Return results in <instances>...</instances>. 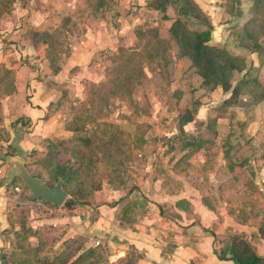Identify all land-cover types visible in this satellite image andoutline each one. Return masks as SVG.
Returning <instances> with one entry per match:
<instances>
[{"label":"crops","instance_id":"0c3cea01","mask_svg":"<svg viewBox=\"0 0 264 264\" xmlns=\"http://www.w3.org/2000/svg\"><path fill=\"white\" fill-rule=\"evenodd\" d=\"M2 1L0 128L9 136L4 150L0 148L1 181L15 156L5 148L10 145L15 120L22 132L21 144L29 150L27 158L31 151L41 153L59 143L81 150L95 143L83 138L74 124H82L85 131L96 136L102 123L112 122V116L98 117L87 101V109L78 113L83 97L77 94L85 80H98L95 75L100 63L96 58L100 53L126 48L130 40L140 38L142 20L133 7L140 4L139 0H108L100 7L96 6L98 0ZM87 3L96 10L94 14L74 13ZM146 3L139 7H146ZM175 91L181 99L182 91ZM219 93H224L222 99L229 94ZM72 99L76 107L69 111ZM199 100L194 117L183 123L182 133L176 135V139L195 143L173 147L170 141V147L161 145V152L152 151L146 144L143 148L135 143L121 145L122 135L127 136L128 119L119 118V110L127 114L131 110L118 108L113 113L120 135L103 136L106 149L111 153L127 148L131 157L122 153L121 160L108 161L117 180L113 177L106 187L93 190L86 201L78 198L71 206L62 203L50 211L42 209V216L30 221L42 234L40 244L46 243L48 259L44 261L97 264L109 256L118 264H234L215 252L221 238L229 233L243 234L264 257V166L256 169L257 161H234L232 156L237 148L240 150L236 144L241 139L240 127L244 126L246 141L248 134L255 139L264 134V111L263 115L255 114L254 120L245 117V123L238 127L231 123L240 118L237 114L228 120L227 114L220 116L209 109L212 101ZM254 105L256 111L264 106V99ZM91 117H96L99 126L90 122ZM253 126L258 129L251 131ZM176 128L180 129L178 122ZM249 128L251 132L246 131ZM147 131L143 134L146 139ZM170 136L175 138L174 133ZM2 188L0 184V193ZM1 215L0 209V220ZM96 237L104 247L94 245Z\"/></svg>","mask_w":264,"mask_h":264},{"label":"rangeland","instance_id":"374dc122","mask_svg":"<svg viewBox=\"0 0 264 264\" xmlns=\"http://www.w3.org/2000/svg\"><path fill=\"white\" fill-rule=\"evenodd\" d=\"M139 1L140 4H133V7L136 8L135 12L141 14L142 17L141 23H139V30L141 31L140 38L130 40L126 48L100 53L101 56L96 58V61L100 63L97 66V73L95 75V79L98 80H85L83 90L77 94L78 97H83L82 103H79L81 105L79 106L80 108L78 107V113H83L87 109V101L91 103L92 106L90 108L96 111L95 114L98 117L104 115L112 116V122L105 121L104 125L102 123V126L98 128L96 136L93 134V131L88 132L89 137L95 143L93 145L89 143L91 147L87 144V149L81 150L71 144L67 146L64 142L41 153L31 151L30 157L26 158V166L30 170L34 172H37L39 169L42 170L45 178L52 183L55 182L56 176L59 175L56 174L57 169H62L66 173H69V179L64 185V188L69 194L76 195L79 201H86L88 195L93 190L106 187L113 177L117 180L116 174L112 175L109 170L108 161H116L114 160L115 158L121 160L120 156L122 153H124L125 158L131 157V153L129 154L127 148H123L119 152H116L114 149L111 150L114 158L111 156L110 151L106 149L107 142L104 139L113 138L114 136L119 137L120 135L117 133L119 130L116 127L117 123L113 115L118 108L131 110L128 114L123 110H121L122 112L119 110V118L126 117L128 119V122L125 123L127 136L122 135L123 140L121 141V145L122 142H126V144L135 143L138 147L141 146V148L149 146L154 152H161V145L170 147V141H172L171 146L173 147L187 145L186 141L188 140L176 139V135L182 133V128H176L174 130V127L177 126V117L193 101L196 100L197 107L199 106L198 103H200L199 98L206 102L212 101L209 109L219 113L217 106L222 101L221 94L224 93L215 91L208 92L205 87L200 86V78L195 73L194 68H192L193 66L190 60L187 57L178 55L175 41L168 36V27L171 19L164 18L163 12L150 8L149 6H144L145 8L139 7L149 0ZM196 1L203 9L208 22L211 23L210 41L223 42L233 51L245 50L249 54L247 64L249 73L246 71V74L257 73L261 79H264V71L261 74L253 67V62L258 63L256 54L240 46L239 39H236L232 33L238 25L252 16V13L249 11V2L246 0L242 1L240 7L243 14L239 17L237 14H234L236 11L235 8H233L231 13L228 12L222 5V0ZM85 2H88V0ZM3 3L5 2L2 1L0 3V8H3ZM9 5L11 6V4ZM90 5L87 3V5L79 7L78 11L74 13H79V16L87 13L94 14L96 10L90 7ZM165 13L168 17L173 18L177 15V5L174 3L168 4ZM184 19L191 28L204 29L208 26L206 22L198 20L191 15L184 17ZM258 39L264 43V34L259 35ZM252 67L254 69H251ZM245 70L236 75L234 81H237L242 73H245ZM179 78L185 81L181 83ZM178 83H181V86L178 85L175 87ZM198 85L200 87H197ZM192 86L194 88H191ZM177 89L183 93L181 99H177L176 97L178 96L175 91ZM184 94L186 95L184 96ZM205 96L208 98L204 100L203 97ZM249 99L248 94H241L239 104L227 110L226 116H228V120L235 117L236 114L240 117L236 122L231 121L232 124L237 123L236 125L240 127L241 125L239 123L243 125L247 119L254 120L256 118L255 114L260 115L264 111V106H257L258 108L255 111L256 107ZM122 100L124 101L122 102ZM72 101L75 102L73 99L71 100L69 111H74L76 107ZM154 111H156L155 115ZM229 111H233V113H228ZM261 115H263V112ZM146 119H149L151 122H148ZM85 120L89 119L86 118ZM90 122H95L97 126L100 124L96 121V117H91ZM195 124L193 122V127L197 126ZM74 125L76 129L79 127L83 129L82 124ZM162 128L166 129L163 133L160 132ZM243 128L244 126L240 127L241 130L239 129L240 134L238 133V136L240 135L241 139L237 140L236 144L239 145L240 150L237 148L236 152L238 150L239 152H235L232 155L235 159L234 161H257V164H254V168H261L260 164L264 166V162H262L264 161V134L259 133L258 135L256 132V135L259 137L258 139H255L254 135L248 134L249 137H247L249 140L246 141L245 139L247 138L246 134L244 135L245 132L242 131ZM252 129L255 131L258 128L257 126H253L251 131H253ZM146 130H148L146 132L147 139L143 137L144 131ZM4 131L0 130L1 150H4L2 148L7 143L6 139L9 136ZM193 131H196L195 127ZM246 131L251 132L250 128ZM172 133L175 134V138L170 136ZM103 136L104 139H102ZM208 136L206 141L207 144L211 145V143H208ZM174 142L176 145L173 144ZM13 153L15 154V151ZM232 156H229V158H233ZM121 169L120 167V170H118L119 175H121ZM16 183L22 184L23 182L19 178H15L9 185ZM0 184L4 185L0 193V201L3 203V207H0L2 211L0 220V248L7 263L49 264L45 263L43 259H48V256H46V243L44 244L45 246L40 244L41 240H43L42 234L39 232L37 226L33 227L30 225L32 219L34 220L36 216H42V208H39L40 206L36 207L35 202H30L31 198L26 194L31 193L29 189L25 190L23 188L22 192L16 193V195L14 192L9 191L8 186H5L8 183L3 184L0 180ZM23 196L29 198L26 206L10 200L12 198L20 199ZM29 216H31V219ZM223 238H221V241ZM0 264H4L1 256Z\"/></svg>","mask_w":264,"mask_h":264},{"label":"trees","instance_id":"16d2710c","mask_svg":"<svg viewBox=\"0 0 264 264\" xmlns=\"http://www.w3.org/2000/svg\"><path fill=\"white\" fill-rule=\"evenodd\" d=\"M242 1L222 0V5L230 13L235 8L234 14L241 17L243 14L240 7ZM246 1L249 2V11L252 13V16L238 25L232 33L236 39H239L240 46L256 54L258 63L253 62V67L262 74L264 71V43L258 39V36L264 34V0ZM106 2L108 3V0H98L96 6H103ZM170 3L177 5V15L173 18L168 17L165 13L167 5ZM146 5L163 12L164 18L171 19L168 27V36L175 41L178 55L187 57L194 67V71L201 77L200 86L205 87L208 92H229L228 96L223 98L217 106L220 116L226 115L230 107L239 104L241 94H248L249 100L253 104L264 99V79H261L257 73L246 74V71L249 73V69L247 68L249 54L245 50L233 51L223 42L210 41L211 23L208 22L203 9L196 0H149ZM190 15L206 22L208 26L204 29L189 27L184 17ZM253 67L251 69H254ZM244 69H246L245 73H242L240 78L234 81V77L244 71ZM197 108L195 100L190 106H186L183 109V112L178 116L180 128L183 123L194 117ZM17 122L18 120H15L12 124H17ZM77 130L83 138L91 139L88 131H85L81 127ZM186 142L187 144L195 143V141L190 140ZM84 143L87 144V141L84 140ZM6 148L11 149L12 152L15 151L9 144L6 145ZM27 169L35 173L29 167ZM37 172L42 174V178L48 184H53L45 178L41 170ZM56 174H60L62 177L67 176L69 179V173H66L62 169H57ZM22 184L25 190L29 189L24 183ZM75 199H78L76 195L69 194V197L65 199L63 204L71 206L75 203ZM215 252L219 258L231 259L234 264H264V257L255 251L253 245L241 233H229L225 235L221 245L215 248ZM44 262L49 263L51 260Z\"/></svg>","mask_w":264,"mask_h":264},{"label":"water","instance_id":"95a60500","mask_svg":"<svg viewBox=\"0 0 264 264\" xmlns=\"http://www.w3.org/2000/svg\"><path fill=\"white\" fill-rule=\"evenodd\" d=\"M13 136L10 140V146L15 150V156L11 164L6 169L1 183L7 184L15 178H19L30 190L31 198H42L46 202L54 205H60L68 196V191L64 188L68 177H62L60 174L56 177L53 184H48L40 172L32 173L27 169L26 158L28 149L21 144L22 132L14 124L11 126ZM0 256L4 264H8L0 248Z\"/></svg>","mask_w":264,"mask_h":264},{"label":"built area","instance_id":"2783aa9c","mask_svg":"<svg viewBox=\"0 0 264 264\" xmlns=\"http://www.w3.org/2000/svg\"><path fill=\"white\" fill-rule=\"evenodd\" d=\"M5 186H8L9 187V191L10 192H14L15 194L16 193H20L23 190V184H21V183H16L14 185H5ZM2 187H4V185H2ZM28 199L29 198H26L25 196H23L20 199L12 198L10 200L15 202V203H20L21 205L26 206L28 204ZM30 202L31 203L35 202L36 203L35 204L36 207L40 206L39 208H42V209H45V210L48 209L49 211H50L51 207H55L54 204L46 202L42 198H31ZM94 245L104 247V243L101 240V238H99V237L94 238ZM97 264H118V263H117V259H114V258H111V257L108 256L106 259L99 261Z\"/></svg>","mask_w":264,"mask_h":264}]
</instances>
